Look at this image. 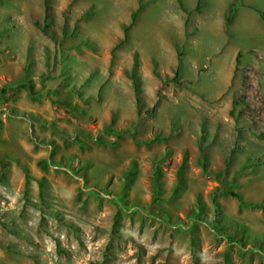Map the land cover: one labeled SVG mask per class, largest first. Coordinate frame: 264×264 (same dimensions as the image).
<instances>
[{
	"label": "rangeland",
	"instance_id": "rangeland-1",
	"mask_svg": "<svg viewBox=\"0 0 264 264\" xmlns=\"http://www.w3.org/2000/svg\"><path fill=\"white\" fill-rule=\"evenodd\" d=\"M200 1L0 0V264H264V49Z\"/></svg>",
	"mask_w": 264,
	"mask_h": 264
},
{
	"label": "crops",
	"instance_id": "crops-1",
	"mask_svg": "<svg viewBox=\"0 0 264 264\" xmlns=\"http://www.w3.org/2000/svg\"><path fill=\"white\" fill-rule=\"evenodd\" d=\"M222 8L220 7L219 10ZM216 15H222L221 12L217 13ZM237 20L240 15H246V17H250L251 19H257L259 23L264 25V22H261L259 20L258 16L259 15H264V0H242L241 5L238 7V12H237ZM171 26V27H170ZM173 24L170 23L169 25H166L164 27L165 30L164 33L166 34L168 28H172ZM264 33V32H263ZM259 43V42H256ZM259 45L264 49V46H262L260 43ZM25 68V65L21 64L20 62L17 64V72L16 73H21L23 74V70ZM10 80H13V76L10 75Z\"/></svg>",
	"mask_w": 264,
	"mask_h": 264
},
{
	"label": "bare ground",
	"instance_id": "bare-ground-1",
	"mask_svg": "<svg viewBox=\"0 0 264 264\" xmlns=\"http://www.w3.org/2000/svg\"><path fill=\"white\" fill-rule=\"evenodd\" d=\"M225 0H219L218 2H223ZM216 15V9H214ZM245 29H250L251 33L255 35L256 42H259L262 46H264V25L259 23L257 19H251L250 17L239 16L236 23V30L238 32L244 31ZM237 43H241L239 38Z\"/></svg>",
	"mask_w": 264,
	"mask_h": 264
},
{
	"label": "trees",
	"instance_id": "trees-1",
	"mask_svg": "<svg viewBox=\"0 0 264 264\" xmlns=\"http://www.w3.org/2000/svg\"><path fill=\"white\" fill-rule=\"evenodd\" d=\"M241 2H242V0H233V1L229 4V7H228V9H227V11H226V14H225V19H226V23H227V25H231V24L233 23V21H234V19H235V17H236V14H237V12H238L239 4H241ZM200 3H201V1L199 0V5H200ZM237 4H238V5H237ZM141 6H142V5H141ZM136 18H137V12H135V13L133 14V21H132V24L135 23ZM137 91H138V90H137ZM185 162H186V156L184 157V162H183V164H182V166H181V168H180V171H179L181 178H182V170H183V168H184V164H185ZM198 164L201 165L202 167H204L205 170L207 171L206 164L203 162V160H202L201 158L198 159ZM217 192H218V191H217ZM230 193H231L233 196H235V197H240V195H239L237 192L230 191ZM216 204H217V207L220 206L219 203L216 202ZM263 208H264V206H263Z\"/></svg>",
	"mask_w": 264,
	"mask_h": 264
}]
</instances>
